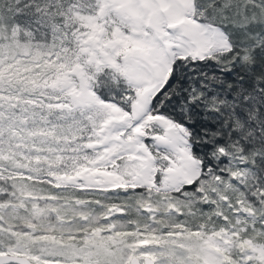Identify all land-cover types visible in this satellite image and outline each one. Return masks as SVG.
Here are the masks:
<instances>
[{
  "label": "snow or ice",
  "instance_id": "6c2138e0",
  "mask_svg": "<svg viewBox=\"0 0 264 264\" xmlns=\"http://www.w3.org/2000/svg\"><path fill=\"white\" fill-rule=\"evenodd\" d=\"M20 178L176 222L121 228L127 207H109L49 251L18 238L55 228L0 219V264H264V0H0L4 212Z\"/></svg>",
  "mask_w": 264,
  "mask_h": 264
},
{
  "label": "trees",
  "instance_id": "16d2710c",
  "mask_svg": "<svg viewBox=\"0 0 264 264\" xmlns=\"http://www.w3.org/2000/svg\"><path fill=\"white\" fill-rule=\"evenodd\" d=\"M12 175H15V173ZM40 175H43V173H40ZM216 179L217 178L213 177L212 183H215ZM34 180L25 181L24 178H20L13 181L18 192V202L15 203L8 212H4L3 208H0V219H3L8 229L15 227L17 231L20 232L28 225H32L33 229L38 233L47 232L48 235H53L52 229L55 228V237L57 236L67 241L69 240L67 239V234L71 233L75 236L81 231L88 232L103 216L110 214L107 211L109 207L118 205H125L127 207L128 219L124 221H112L117 227L122 228V226L129 223H134L137 227L147 228L148 221L154 219L155 228H149L148 230L159 232L161 228H168L176 222V217H169L166 215L170 211L168 204L157 203L155 200L151 203L147 200H140L139 205L141 208H150L153 213L159 212L165 215L145 217L137 210L136 204L131 201L123 200L119 201L117 205H113V203L109 201H104L103 211H97L95 208L80 209L76 207L74 198L68 193L64 194L63 200L56 202L48 201L45 200L44 197L52 192L53 189L47 182L41 183L35 178ZM227 188L228 186L226 185V189ZM212 190L217 191L216 188ZM235 194L239 195V193ZM221 195L223 194L221 193ZM232 195H234V193L229 189V196ZM29 197H33V199H29ZM35 197H40V199L37 200ZM161 199L163 200V198ZM4 207H7V204H5ZM183 211L186 213L184 218L185 222L189 225L201 222L199 210L194 212L193 208L185 206ZM224 211H227V209ZM248 211L250 214L252 213L251 208H248ZM53 213H55V219L53 218ZM85 216L90 218V222L87 226L82 228L81 221ZM78 240L79 239H76L74 241Z\"/></svg>",
  "mask_w": 264,
  "mask_h": 264
},
{
  "label": "rangeland",
  "instance_id": "374dc122",
  "mask_svg": "<svg viewBox=\"0 0 264 264\" xmlns=\"http://www.w3.org/2000/svg\"><path fill=\"white\" fill-rule=\"evenodd\" d=\"M34 166V165H33ZM49 237H51L52 235H48ZM9 239L7 236H5V240ZM21 239V242L27 243L28 246L30 247H40L41 245H43L45 248H47L49 251H52L53 249L60 247L62 245H75L77 243H80V240L78 241H73V240H62L59 237H55V240H46V241H39L37 243H33L30 238H18ZM55 254H61V253H55ZM66 254V253H65Z\"/></svg>",
  "mask_w": 264,
  "mask_h": 264
}]
</instances>
